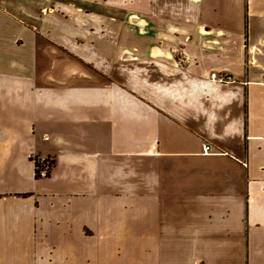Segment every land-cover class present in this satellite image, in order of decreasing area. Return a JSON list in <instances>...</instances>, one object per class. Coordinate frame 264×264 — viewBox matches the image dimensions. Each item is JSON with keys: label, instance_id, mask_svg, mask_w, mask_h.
Returning <instances> with one entry per match:
<instances>
[{"label": "crops", "instance_id": "obj_1", "mask_svg": "<svg viewBox=\"0 0 264 264\" xmlns=\"http://www.w3.org/2000/svg\"><path fill=\"white\" fill-rule=\"evenodd\" d=\"M157 1L190 42L161 46V23L121 43L65 4L36 28L0 2V264H264V0ZM32 156L75 193L40 192Z\"/></svg>", "mask_w": 264, "mask_h": 264}, {"label": "rangeland", "instance_id": "obj_2", "mask_svg": "<svg viewBox=\"0 0 264 264\" xmlns=\"http://www.w3.org/2000/svg\"><path fill=\"white\" fill-rule=\"evenodd\" d=\"M0 2L5 6V8L10 12L11 15L15 16L18 20L24 21V24L28 25H34L36 28H40L43 19L46 15H49L50 10H54V8L57 6V4H65L70 5L74 8H76V13H80L79 15H82V22L83 24H104V25H111V24H120V29H122L124 32L119 31L118 32H105L103 31V34H113L117 41L121 43H127L129 40H138V37L133 36L129 38L132 32H134L137 27H134V25L139 24H168L167 31H160V33H164L166 35L162 36V44L161 46H167L168 48H173V43L169 42V39H173L174 36L177 34L179 36V40H187V42H190L192 39L191 31L187 33L186 27L184 24L186 22H182L183 24H180L181 19L174 16H160V17H153L155 14V11L153 8L158 9V1L157 0H0ZM167 5L173 6L175 4V0H166ZM152 7L151 12L152 13H146L148 10L146 6ZM81 11V12H80ZM60 22L62 21H73V17H68V15L65 16H58ZM180 21V22H179ZM167 22V23H165ZM180 25L182 26V30H180ZM172 26H175L177 31H174L171 29ZM107 28V27H106ZM164 27H162L163 29ZM155 29V28H152ZM107 30H111V28H107ZM128 30V32H126ZM130 33V34H129ZM152 35V34H151ZM39 36L42 38H47L48 36L44 37L41 32H39ZM191 36V37H190ZM25 38L26 34L24 32L21 33V38ZM157 36H151V40H156ZM230 37H228L229 39ZM232 38V37H231ZM83 39V38H82ZM107 44L111 47H114L117 45L115 43V40H110V38H107ZM143 39V38H142ZM43 39L40 38L39 43H41L42 48L39 50L40 56H46L45 52L46 49L45 46L42 44ZM167 42V43H165ZM79 43L82 44V41ZM124 47L126 45H123ZM132 46V45H131ZM51 49V48H50ZM110 49H107L109 51ZM69 56L71 58L75 57L78 58L76 55L72 54L70 49L63 48L60 45L56 44V50L52 54H49V60L55 61L57 63L58 61H61L65 64H70L68 59H65L66 56ZM63 56V57H60ZM181 54H175V59L178 60V62L183 66V58L180 59ZM45 58V57H44ZM68 58V57H67ZM61 59V60H58ZM77 60V59H76ZM80 63H74L72 62L71 65H76L80 68H82V61L78 59ZM238 61H232V63H237ZM74 63V64H73ZM43 69L40 70V73H47L51 72L50 70L45 71L44 67H47V65H42ZM49 66V65H48ZM88 66L90 69L93 68L90 65ZM50 67V66H49ZM42 76V75H41ZM44 142V141H43ZM55 141L51 140V144H54ZM58 151H63L61 149H57ZM65 152V151H64ZM40 157V156H32L33 159ZM33 162V160H32ZM30 166L28 165V170H30ZM75 179H77V176H65L61 175V172L57 174L54 177V180L50 181H41L39 182L40 186V192L42 193H53L55 196H70L72 193H75V190L72 188L73 185L76 183L74 182ZM83 188V186L81 187ZM35 189V188H34ZM39 189V188H38ZM61 193V194H60ZM30 194L22 196L24 199L26 197L31 199ZM57 198V197H56ZM27 199V198H26ZM28 200V199H27ZM32 200V199H31ZM33 200L38 203V199L36 197H33ZM94 202L93 199H90V202Z\"/></svg>", "mask_w": 264, "mask_h": 264}, {"label": "trees", "instance_id": "obj_3", "mask_svg": "<svg viewBox=\"0 0 264 264\" xmlns=\"http://www.w3.org/2000/svg\"><path fill=\"white\" fill-rule=\"evenodd\" d=\"M35 166L36 180H50L54 177L55 158L54 156H40L33 159Z\"/></svg>", "mask_w": 264, "mask_h": 264}, {"label": "built area", "instance_id": "obj_4", "mask_svg": "<svg viewBox=\"0 0 264 264\" xmlns=\"http://www.w3.org/2000/svg\"><path fill=\"white\" fill-rule=\"evenodd\" d=\"M210 80L214 83H217L219 85H227V84H230L232 83L231 79L230 78H224V77H217L215 75L211 76ZM212 151V148L209 147V146H205L204 147V153L205 154H209L210 152Z\"/></svg>", "mask_w": 264, "mask_h": 264}]
</instances>
